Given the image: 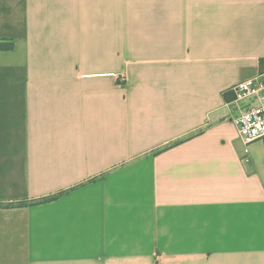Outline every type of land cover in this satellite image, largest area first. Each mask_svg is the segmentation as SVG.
Segmentation results:
<instances>
[{
  "label": "crops",
  "instance_id": "0c3cea01",
  "mask_svg": "<svg viewBox=\"0 0 264 264\" xmlns=\"http://www.w3.org/2000/svg\"><path fill=\"white\" fill-rule=\"evenodd\" d=\"M0 264H264V0H0Z\"/></svg>",
  "mask_w": 264,
  "mask_h": 264
},
{
  "label": "built area",
  "instance_id": "2783aa9c",
  "mask_svg": "<svg viewBox=\"0 0 264 264\" xmlns=\"http://www.w3.org/2000/svg\"><path fill=\"white\" fill-rule=\"evenodd\" d=\"M229 91L236 104L233 123L242 133L245 141L243 149L245 159L249 153V144L264 138V75L258 73L234 84Z\"/></svg>",
  "mask_w": 264,
  "mask_h": 264
},
{
  "label": "trees",
  "instance_id": "16d2710c",
  "mask_svg": "<svg viewBox=\"0 0 264 264\" xmlns=\"http://www.w3.org/2000/svg\"><path fill=\"white\" fill-rule=\"evenodd\" d=\"M11 46H12V43H11V42H9V43H5V42L0 41V50H1V49H8V48H10Z\"/></svg>",
  "mask_w": 264,
  "mask_h": 264
}]
</instances>
